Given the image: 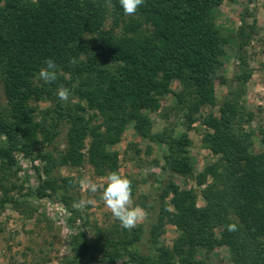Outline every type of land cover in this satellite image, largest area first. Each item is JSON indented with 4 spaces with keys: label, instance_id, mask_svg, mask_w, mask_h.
<instances>
[{
    "label": "trees",
    "instance_id": "trees-1",
    "mask_svg": "<svg viewBox=\"0 0 264 264\" xmlns=\"http://www.w3.org/2000/svg\"><path fill=\"white\" fill-rule=\"evenodd\" d=\"M223 1L144 0L136 12L143 22L127 24L125 34L116 38L113 29L104 30V22L109 5L117 17L124 16L119 0H0V79L7 101V107L0 108V209L29 198L57 197L76 220L82 219L74 207V177L56 175L55 169L80 167L89 138L87 157L98 173L118 172V154L107 147L120 142L129 124L142 138L167 144L171 172L190 175L187 135L151 134L145 112L157 111L161 99L172 93L190 127L203 105L215 104L214 82L221 78L225 39L214 23L213 9ZM143 23L153 25L152 33L141 31ZM47 59L57 66V77L50 82L38 80ZM240 71L237 80L245 87L250 75L244 64ZM173 82L180 84L178 92L172 91ZM61 87L85 104L68 106L57 95ZM230 96L218 115L203 119L209 129L203 145L217 157L197 175L199 186H205L204 205L198 206L194 190L172 182L161 194L159 219L149 241L155 246L170 222L180 233L175 246L143 255L141 227L116 228L118 232L95 239L81 228L71 239L72 254L65 264H209L198 253L217 247L229 250L231 264H264V152H252L254 132L239 91ZM42 100L53 102L54 109L39 116L31 102ZM97 116L100 124L94 123ZM64 121L69 124L67 149L58 155L39 151L55 142ZM261 141L264 145V133ZM17 153L27 159L36 155L33 160L43 163L35 168L37 187L27 193L23 184L11 181L18 171ZM131 187L133 196L134 181ZM13 191L17 198L10 195ZM229 224H235V230L229 231Z\"/></svg>",
    "mask_w": 264,
    "mask_h": 264
},
{
    "label": "rangeland",
    "instance_id": "rangeland-1",
    "mask_svg": "<svg viewBox=\"0 0 264 264\" xmlns=\"http://www.w3.org/2000/svg\"><path fill=\"white\" fill-rule=\"evenodd\" d=\"M116 19L120 20L117 22ZM136 19L143 22L136 13L124 14L119 18L114 8L109 5L104 30L113 29L114 36L121 38L125 34L127 24L134 23ZM213 20L225 39V56L219 70L221 78L214 82L215 104L203 105L196 116L197 121L190 127L185 118V109L177 104L172 93L161 99L157 111L145 112L151 121V134L167 131L172 132L175 138L183 134L187 135L190 140L187 150L192 159V173L182 176L171 172L166 164V157L169 154L167 144L142 138L133 124L126 126L120 142L107 147L109 152L118 154L119 174L135 183L132 205H138L145 210L143 220L135 228L127 229L132 231L142 228L143 235L139 250L143 255L157 254V247L172 249L180 236L177 227L167 222L158 243L154 246L149 241L150 230L159 219L161 194L169 183H174L180 189L194 190L197 194L198 206L204 205L201 191L205 186H199L197 175L214 163L217 157L203 145V136L209 131L203 124V119L209 114L218 115L220 107L231 97L232 92L239 91L240 104L244 108L245 115L250 119V126L254 132L252 152L254 154L264 152L261 141L264 133V0H225L213 9ZM152 30L151 23H143L141 27L143 33L149 34ZM243 64L250 75L245 87H242L237 80ZM171 89L178 92L181 86L178 82H173ZM65 102L68 106L85 104L74 93H71ZM31 104L37 108L39 116L47 110L54 109L53 102L48 100L32 101ZM6 107L7 101L0 79V108ZM87 112L93 115L92 112ZM101 121L100 116H97L94 123L100 124ZM243 126L248 128L245 122ZM68 127L69 124L64 121L60 129L61 133L55 142L40 147L39 151H53L55 155L65 151ZM89 144L88 138L82 151L86 154L85 161L80 167L64 166L55 169L54 173L63 177H74L76 183L74 196L77 199L74 207L79 210L82 219L76 220L57 197L29 198L26 203L17 207L6 204L0 209V264H65L72 254L71 239L81 228L90 239L109 235L113 231L118 232V228L124 229L102 199L104 188L109 183V175H100L89 162L87 157ZM35 156L27 159L22 154H16L18 171L13 173L11 181L18 185L23 184V193L38 185L35 168H41L43 163L39 159L33 160ZM210 182L211 178H208L207 183ZM10 195L18 197L15 191ZM3 196L0 187V199ZM170 199L171 196L168 201ZM24 200L21 198V201ZM169 211L174 212L173 207H170ZM115 236L119 237L117 234ZM198 257L206 258L209 264H231L230 253L226 247H217L208 254L200 252ZM94 264L102 263L95 261Z\"/></svg>",
    "mask_w": 264,
    "mask_h": 264
},
{
    "label": "clouds",
    "instance_id": "clouds-1",
    "mask_svg": "<svg viewBox=\"0 0 264 264\" xmlns=\"http://www.w3.org/2000/svg\"><path fill=\"white\" fill-rule=\"evenodd\" d=\"M120 6L125 15L135 14L143 5L144 0H119ZM46 67L41 68L38 78L46 82L54 81L57 77V66L53 59L45 61ZM57 95L61 100H67L69 97V89L61 87L57 91ZM109 183L104 188L102 199L106 206L112 210L113 216L120 222L123 228L133 229L143 220L145 210L140 206L132 205V187L131 181L119 172H113L108 177ZM95 190V186H93ZM235 224H229L228 230H235Z\"/></svg>",
    "mask_w": 264,
    "mask_h": 264
}]
</instances>
